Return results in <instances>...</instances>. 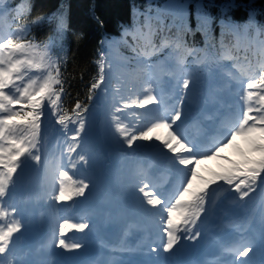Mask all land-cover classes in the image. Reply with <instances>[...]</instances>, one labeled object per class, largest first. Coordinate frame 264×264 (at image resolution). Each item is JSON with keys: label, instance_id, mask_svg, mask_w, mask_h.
I'll return each mask as SVG.
<instances>
[{"label": "snow or ice", "instance_id": "obj_1", "mask_svg": "<svg viewBox=\"0 0 264 264\" xmlns=\"http://www.w3.org/2000/svg\"><path fill=\"white\" fill-rule=\"evenodd\" d=\"M2 2V0H0ZM43 19V18H38ZM53 63L50 62L48 52L39 49V46L32 43H23L19 39L15 41L11 38L6 39L3 43H0V201L5 200L9 195L11 189L16 182V175L22 170L27 158H31L37 164L41 163V155L39 154V142L41 136V130L43 125V119L46 115L45 108L46 100L51 102V111L53 115H56V105L60 98V93L54 87L59 85L61 81L57 76L52 75ZM33 69L48 71V76L44 77L42 81L32 79L30 72ZM103 72V68L101 66ZM25 77H28V82L23 84ZM104 81V76L101 74L100 79L92 84L89 95V100L93 97L91 95L92 90L97 89ZM19 82V83H18ZM23 84L21 87L20 85ZM198 79L192 77L190 79H183L182 92L178 97V106L174 109V115L171 116V123L161 121V123L153 125V127L172 128L177 125L178 121H182L188 115V110L191 108L194 98L197 94ZM258 86H264V73L261 74L259 85L250 82L247 85V99L252 100L255 96L254 93L248 92V89H253ZM9 88H15L19 93L18 97H14L8 94L6 91ZM38 97V98H36ZM56 97V99H53ZM261 101H264V96H260ZM24 101L28 104L31 111L25 112L23 109H13L11 105ZM158 103L156 97L149 95L141 103V107L145 104ZM76 109H81L82 113L88 112L87 106H82L77 103ZM253 109L249 106L243 111V119L239 121V127L231 133L235 138L237 135H245L252 138L253 150L261 153V158L258 161L252 160L248 162V166L243 169L237 168L228 174L219 175L216 179L211 180L208 184H214L219 181H223L228 185H233L236 181L233 191L239 193V198L243 200L248 197L250 193L255 192L258 186L264 184V114L262 115H249ZM257 113L264 112V104L261 108L255 109ZM23 116L26 121L25 124H16L13 121L17 117ZM57 123L64 124V119L60 118ZM79 126L75 129V134L70 138L73 141H80L82 139L81 133L85 131L86 120L81 116L78 119ZM259 133V142H256L255 134ZM172 140H176V143L180 141L176 136L169 133ZM138 139L136 136H132L126 140L129 147H132L133 141ZM139 139L148 140L149 137L145 133H141ZM231 142V141H229ZM166 147L172 152L176 149L164 141ZM227 147V145H223ZM36 150L35 152L33 150ZM186 151H192V149H185ZM217 148V153L219 152ZM75 151V148H73ZM81 161L85 160V156L79 157ZM181 165H187L189 160L179 159ZM67 176L66 172H60V177ZM243 177L240 179L239 177ZM87 183L84 180H80L76 185L75 191L66 190L63 181H61L60 190L58 195L55 196L56 201H68L73 196H85V190L91 189L93 186V180L90 177H85ZM208 184L204 189L200 190V193H193L192 198L188 201H184L183 197L188 193V188L184 189V192L171 207H165L167 212L166 226L164 227V233L166 239L162 240V247L164 253H173L176 246L183 240L197 241L201 236L200 221L201 215L206 212V197L208 195ZM244 189H247L246 191ZM149 204H161L159 199H149ZM12 207L14 214L19 215L15 223V226L9 227L7 231L0 229V254L6 253L10 246L15 243L14 233H19L22 228L26 226L22 214L15 205H9ZM179 209L178 213L174 210ZM89 227L86 223L77 225L69 224L67 221L59 224V239L57 246L65 249H79L81 248L80 242L67 243L65 239V233L68 229L75 228L78 231H83ZM242 250L238 249L239 256L236 264H253L249 259L251 253L257 251L256 246L253 243L243 244ZM262 248H264V241H262ZM153 252H157V249H152ZM158 254V253H157ZM239 257H244L240 260ZM0 264H3L0 261ZM259 264H264L262 259Z\"/></svg>", "mask_w": 264, "mask_h": 264}, {"label": "rangeland", "instance_id": "obj_2", "mask_svg": "<svg viewBox=\"0 0 264 264\" xmlns=\"http://www.w3.org/2000/svg\"><path fill=\"white\" fill-rule=\"evenodd\" d=\"M195 1V7L198 9V11L200 13L203 12L202 10V4L203 2L201 0H194ZM177 4V7H186V2L182 1V0H175L174 1ZM159 72V70H158ZM131 73H132V69H131ZM185 74V73H184ZM30 77H32V74H29ZM258 76V75H257ZM249 78H252V75L249 74ZM28 82V77H25L23 80V84ZM246 83V84H245ZM250 83V81H246L243 82L240 85H235L236 86V91L238 92L241 88L242 85H246V89H247V85ZM134 83L129 80V82H127V87H126V92L127 95L130 98V101L133 102V110L134 111V115H133V120L132 123H135L138 127V130H144L147 129L148 130V137L149 140H152L153 142H155V146L152 148V150H154L155 152L160 153V156H162V159L164 160V162L166 163L168 160H173L176 163H178L179 168H180V173L183 174L184 172H186V169L184 168L183 165H181L179 163V159L180 157L183 156V154L180 152L179 148L176 147L175 145V140L170 139L169 136V132L170 128H164V127H153V125L161 123V121L163 120H159L153 124H143L140 123V119L137 116V114L139 112H142L141 109L145 110L144 108H142L140 106V98L142 97V95H139L137 93H134ZM258 84V82L256 83ZM210 83H207V91H210V87H209ZM259 85V84H258ZM155 87V86H154ZM154 87L151 88V90L154 89ZM240 88V89H239ZM260 88H264V86H258L256 88L253 89H248V92H252L255 94L253 99H257L258 94H256V90L257 91H261ZM15 90V88L13 89ZM219 92H221V90H218ZM16 90H15V94H16ZM119 95V93H118ZM150 94L146 95L149 96ZM161 96H159V100H158V105L161 102L160 100ZM197 97L194 98V101H196ZM217 96L215 97V99L211 102H217ZM210 104V103H209ZM12 107V106H11ZM192 107V105H191ZM213 107L211 108V111L213 112ZM13 109H16L15 107H12ZM261 108V107H260ZM136 112V113H135ZM138 112V113H137ZM264 113V112H263ZM122 114L125 117H122L121 119H119L117 121V125H119L120 130L125 133L126 131H129V135L132 134V128L129 126V121H131L130 117L128 116V111L123 110ZM143 118V117H142ZM113 128L110 129V131L107 133L108 136V141H111V136L113 135ZM233 131H229L228 132V138L225 141V143H223L221 146H219L218 148L220 149L219 152L217 153V148L214 151V153L208 157V159L210 160L209 163L210 165H215V168L218 169V167H216V165L219 164V162L217 161L216 157L218 156V154H221V156L224 159H231V157L233 156V148L239 147L240 145L242 146V142H244L245 140H250L252 138L247 137L245 135H237L235 138L232 137L231 133ZM104 134H106L104 132ZM173 134V133H172ZM128 135V137H129ZM103 136V133H102ZM127 137V138H128ZM169 141V143L176 149L175 152H172L168 147L166 148L164 145V141ZM231 141V142H229ZM64 142H68V140L66 139H62L59 142L55 143V146H61ZM70 144V143H69ZM227 145V147H223V145ZM87 147L85 146H79L78 148H75V151H73V148H71V152L69 154H63V158L60 160L55 161V163L61 164V161H67L69 156L70 158H73L74 156H81L83 155V151L84 149H86ZM131 155H133V152H131ZM184 158L187 160H190V156H188L186 153L184 154ZM132 159V158H130ZM109 160L110 163L112 165V167L116 170V174L117 176L115 177V184H120V182H133L134 179L130 176L129 174V170L132 171V166H129L127 159H125V156L122 154H117V152H115L114 150H111L109 152ZM234 161H237L236 157H233ZM124 161V162H121ZM197 161V160H196ZM81 160L78 159L77 160H73L71 164H69V170L68 173L71 174L73 177L74 175L78 176L77 181L79 182L80 180H87L85 179V177H90L93 180V186L92 188L86 189L87 192L85 193V196H78L77 198V202H76V210H79V213H81V215L83 216V222L82 223H86L89 225V227H91L93 224H97L100 229L102 230V233H104L105 235L110 232V231H114L115 229L117 230V228H119L118 224L119 222L124 221L125 223H127L128 221V217L123 213L122 208L120 209V207H118L117 205L114 204L113 199L111 197V191H110V187L112 185L110 177L108 175L109 170L111 169V167L108 165V163H104V165L106 166H101V167H96L94 161H92L93 163L91 164V166L89 168H87V171H84L82 165L80 164ZM143 162V161H142ZM195 162V161H194ZM239 164V163H237ZM236 164V166H237ZM149 165V162H143V164L141 165L140 169H143L144 166ZM200 165V162L197 164H192V165H188V172H190L191 175H195L194 171H197L198 166ZM209 167L202 173L201 179L199 180L198 183H191L190 186L188 187V195L191 192V195L193 193H200L201 189H204L205 185L208 184L209 181L216 179L217 176L219 175H224V174H228L229 172L233 171L234 169H225V170H219V171H215V172H211V170L209 171ZM193 170V173H192ZM187 173V172H186ZM144 175V178L142 179V184L143 186H146V182H145V172H142V176ZM189 175V174H188ZM189 175V179L192 178V176ZM240 179H243V177H239ZM44 181V185L43 188H48L51 189V187H53L54 185V189H57L58 187H60L61 184L58 183V180H56L55 178H53L52 176H47V178L43 179ZM236 181H234L233 185H228L226 183H224L223 181H219L217 180L216 183L214 184H208L207 189H205V191H207L208 195L206 197V199L208 201H206V212L203 213L201 215V217H213L215 216L213 213H211V210L213 208L216 209L215 210H219L221 211L222 209H230L232 211H237V213L239 215H242L245 213V219L251 221V223H253V225L256 224H262L264 225V184H261V186L256 188L255 192H252L249 194L248 197H245L243 200H241L239 198V193H236L235 191H233L234 186H235ZM64 186L67 187V184H69L68 180H65L63 182ZM78 184V183H77ZM218 184L216 187H213V185ZM40 187H42L40 185ZM69 190H71V186L69 184ZM245 191L247 189H244ZM19 192V194L21 196H25L28 192H20L15 190V187H13L11 189L10 192ZM120 193H124L126 194V196H128L129 198L135 199L133 192L124 189H119ZM202 194V193H200ZM58 195V192H56L55 194L46 197L45 199H48L49 203L54 204L56 207L58 208H65L64 206V202L65 201H56L55 200V196ZM184 198L185 200L187 199V196ZM244 201L246 202L247 207L244 208H240ZM63 210V209H60ZM253 215V218L251 219ZM159 217V219L154 220L151 217H146L148 218V220L152 223H157L156 224V228L158 229H162L164 230V227L166 226V220L165 218L162 219V217L160 216V214L156 215ZM64 219H62L63 221ZM67 221V220H66ZM69 224L72 225H77L75 223L69 222L67 221ZM58 224V223H56ZM81 224V223H80ZM162 224H164L162 226ZM136 227L140 226V222L135 223ZM89 227L85 230H83V233H87V231L89 230ZM55 229H57L59 231V226H56ZM74 230L75 228H71L68 229L65 233V235H71V236H75L74 234ZM100 232L99 229H96V233ZM107 230V231H105ZM93 234V233H92ZM91 236V234H90ZM90 236H87V238H89ZM58 237H59V233H58ZM60 238V237H59ZM90 245L88 244H84L82 247L85 248L83 249V251H85ZM80 249V248H79ZM79 249H65V250H69L71 252H75V251H79ZM96 249H98V247H96Z\"/></svg>", "mask_w": 264, "mask_h": 264}, {"label": "trees", "instance_id": "obj_3", "mask_svg": "<svg viewBox=\"0 0 264 264\" xmlns=\"http://www.w3.org/2000/svg\"><path fill=\"white\" fill-rule=\"evenodd\" d=\"M20 1L24 0L14 2ZM150 2L151 0H27L26 5L32 4V9L20 19V25L28 29L29 40L31 36H38L34 37L39 40L37 42L52 38L56 47L61 41L69 42L70 61L67 68L62 70L63 97L66 102H81L86 106L90 101L89 90L96 73L93 59L99 38L117 32L118 25L127 21L131 7L143 9ZM230 2L233 3L231 8L221 10V6ZM3 3L4 0L0 2ZM205 8L214 17L211 21L214 29L228 33V38H232L233 33L227 25L231 22H246L252 16L251 12L255 11L254 18L256 17L261 28L259 36H264V0H206ZM218 22L222 26L216 27ZM20 25L17 24L18 27ZM238 40V37H234L233 43L239 45ZM243 47L248 52L254 51L256 47L259 51L264 50V44L257 46L252 38H248Z\"/></svg>", "mask_w": 264, "mask_h": 264}, {"label": "bare ground", "instance_id": "obj_4", "mask_svg": "<svg viewBox=\"0 0 264 264\" xmlns=\"http://www.w3.org/2000/svg\"><path fill=\"white\" fill-rule=\"evenodd\" d=\"M244 205H246L245 201H244L242 206H244ZM213 209L215 210L216 207ZM219 226H220V228L223 227V228L227 229L225 227V225L222 223H219ZM220 231L227 232V231H223V230H220ZM163 234H165V233L163 232ZM208 249H210V250H208ZM190 250L195 251V252H200L202 256H206L207 253L211 251V242L209 241V235L202 234L198 238L197 241H189V240H183L182 239L180 244L178 246H176V248H175V252L181 251V252H185L186 254H189ZM251 254H253V253H251ZM140 255H141V253H140ZM243 259H244V257H243ZM243 259H241V260H243ZM249 259H253V257L249 256ZM144 263H149V264L158 263V260L156 258H153V257L152 258L147 257V258H145ZM133 264H135V263H133Z\"/></svg>", "mask_w": 264, "mask_h": 264}]
</instances>
